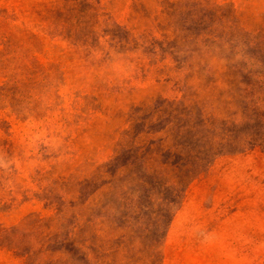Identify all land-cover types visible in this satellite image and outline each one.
Instances as JSON below:
<instances>
[{
    "label": "rangeland",
    "instance_id": "obj_1",
    "mask_svg": "<svg viewBox=\"0 0 264 264\" xmlns=\"http://www.w3.org/2000/svg\"><path fill=\"white\" fill-rule=\"evenodd\" d=\"M253 101L264 0H0V264H264Z\"/></svg>",
    "mask_w": 264,
    "mask_h": 264
},
{
    "label": "trees",
    "instance_id": "obj_2",
    "mask_svg": "<svg viewBox=\"0 0 264 264\" xmlns=\"http://www.w3.org/2000/svg\"><path fill=\"white\" fill-rule=\"evenodd\" d=\"M252 92L254 88H251ZM252 110V116L247 117L250 131H253V135L250 136L249 141L252 145L260 146L264 152V101L252 102L249 104Z\"/></svg>",
    "mask_w": 264,
    "mask_h": 264
}]
</instances>
